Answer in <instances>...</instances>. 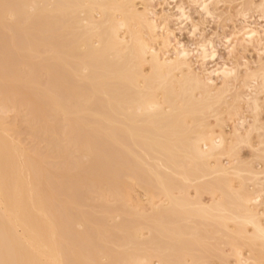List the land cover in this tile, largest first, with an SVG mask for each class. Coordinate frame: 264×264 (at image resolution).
<instances>
[{
    "label": "bare ground",
    "instance_id": "obj_1",
    "mask_svg": "<svg viewBox=\"0 0 264 264\" xmlns=\"http://www.w3.org/2000/svg\"><path fill=\"white\" fill-rule=\"evenodd\" d=\"M134 1L0 0V109L25 108L27 135L44 145L24 156L0 115V264H241L244 251L264 264V189L240 153L264 156V0H236L243 25L225 46L235 63L210 71L212 40L193 51L172 41V19L198 32L182 3L158 24ZM224 1L190 5L204 19ZM251 10L263 25L247 23ZM153 184L168 206L127 204Z\"/></svg>",
    "mask_w": 264,
    "mask_h": 264
},
{
    "label": "rangeland",
    "instance_id": "obj_2",
    "mask_svg": "<svg viewBox=\"0 0 264 264\" xmlns=\"http://www.w3.org/2000/svg\"><path fill=\"white\" fill-rule=\"evenodd\" d=\"M161 1V2H160ZM226 1V2H225ZM224 2H222V3H220L219 5H217V6H215L212 10H215L214 11V14H213V17L212 18H204L203 19V17L201 18V16H199V14L197 13V11H196V9L193 7V6H191L190 5V0H175L174 2H170L169 0H165V2H163V0H154L152 3H151V1L149 2V0H135L134 1V6H135V8L136 9H138V11H142V9H144V7H146V9L148 10V11H150V12H152V13H156L155 15H154V17H152V16H150V18L152 17V18H155V17H157L156 18V21H157V23L159 24H161V22L163 21V19L165 18V15H173L174 13H175V10L173 11V8H170V7H172L173 5H176L177 3L179 4V2H180V4L182 5V6H184V8L186 9V11L190 14V18H192V20L191 21H193V23L194 24H196V25H198V27H197V33H195L196 35L194 36V35H192V34H190V33H188L189 31H191V29H190V22L188 23V21L186 22V24H184V26H177L176 25V23H175V21H174V19H172V20H170L169 22L171 23H168V29L171 31L172 30V34H173V40L172 41H175L174 42V45H175V43L176 42H179V44H181L182 46H184L185 48H187L188 49V46H189V49L191 50V51H193V49L195 48V46H197V44L198 43H200L201 41H204V40H209V41H211L212 43H213V45H214V47H215V57H214V59H212V60H210L209 61V63H208V65L206 66V68H205V70H208V71H210V68H211V70H212V68H214L215 66H217V67H219V66H222L223 64H225L226 66H232L234 63H235V61H233L234 59H233V57L234 56H228L227 54V52H228V50L227 49H225V46L227 45L228 46V44H226V40H228L229 39V41H231L232 39L231 38H233L234 36H232L233 35V33H236L241 27H242V19L240 18V16H238L237 14H238V12L240 11V9H241V7H237V6H239L241 3V1H242V3H243V1H245V0H239V1H233V3L231 2V5L230 4H228V3H230V2H227L228 0H225ZM157 2L159 3V4H157ZM167 2L170 4V6L169 7H166V5H167ZM237 2H239V4H237ZM149 3V4H148ZM160 3H162V4H160ZM163 3H165V4H163ZM175 3V4H174ZM236 3V4H235ZM177 4V5H178ZM179 4V5H180ZM233 4V5H232ZM188 5H189V7H188ZM165 6V7H164ZM232 6V7H231ZM234 6V7H233ZM147 7H149V8H147ZM174 7V6H173ZM229 7V8H228ZM235 7H237V9L235 8ZM142 8V9H141ZM235 8V9H234ZM171 9V10H170ZM195 9V10H194ZM228 9V10H227ZM231 9V10H230ZM152 10V11H151ZM169 12H168V11ZM167 11V12H166ZM171 11L173 12V13H171ZM237 11V12H236ZM229 12V13H228ZM231 12V13H230ZM236 12V13H235ZM165 13V15H163ZM170 13V14H169ZM197 14H198V16H197ZM159 15V16H158ZM160 15H162V16H160ZM235 16V17H234ZM248 16H250V17H248V21H247V23L248 24H253L254 25V23H260V24H262L263 25V21L262 20H258V14L255 12V11H253V10H251L250 12H249V15ZM159 17V18H158ZM162 19H161V18ZM151 18V19H152ZM199 18V19H198ZM97 19H98V16H97ZM210 19V20H209ZM198 20V21H197ZM229 20V21H228ZM161 21V22H160ZM255 21V22H254ZM199 22V23H198ZM173 23V24H172ZM171 26H170V25ZM201 26H200V25ZM175 25L177 26V27H175ZM252 25V26H253ZM162 26V25H161ZM200 27V28H199ZM240 27V28H239ZM181 28V29H180ZM199 28V29H198ZM186 29V30H185ZM205 29V30H204ZM188 30V31H187ZM174 31V32H173ZM201 32V33H200ZM205 35H204V34ZM158 34H160V32H158ZM230 35V36H229ZM192 36V37H191ZM204 36V37H203ZM144 38H146L147 39V36L145 35L144 36ZM206 38V39H205ZM213 38V39H212ZM226 38V39H225ZM231 39V40H230ZM197 40H198V42H197ZM181 42V43H180ZM197 42V43H196ZM225 42V43H224ZM216 44V45H215ZM172 45H173V42H172ZM187 46V47H186ZM227 46H226V48H227ZM227 50V51H226ZM252 50V48H248L247 49V52H245L244 54H243V56L244 57H246V58H244V59H246L245 60V62L244 63H247L248 64V62L249 63H251V64H249V67L251 66V67H256V62L259 60V58H261L262 57V59H264V55H261L260 57L259 56H257L256 57V53L255 52H253V50ZM168 51V54H167V56L165 55L163 58H165V57H172L173 56V49H172V47H170V49H168L167 50ZM167 51H165L164 50V53L166 54V52ZM170 52V53H169ZM256 54V55H255ZM259 57V58H258ZM230 58V59H229ZM257 59V60H256ZM195 60V61H194ZM231 60V61H230ZM254 60V61H253ZM256 60V61H255ZM233 61V62H232ZM241 61H244V60H239L238 62H240V64L242 63ZM244 63H242V64H244ZM191 65V69L193 70V71H195V72H197V74H199L200 76H202V74L205 76L206 75V72H204V69L202 70V67H201V65L198 63V61L195 59V58H193L192 59V61H191V63H190ZM217 64V65H216ZM213 66V67H212ZM217 67H215V68H217ZM199 68V69H198ZM200 68H201V70H200ZM243 67H241L240 68V71H241V69H242ZM242 70H244V68L242 69ZM202 72V73H201ZM205 73V74H204ZM216 84L217 85H219V82L217 81L216 82ZM264 96H260V98H261V101H263L264 100V98H263ZM263 105V108H264V104H262ZM163 108H166V107H163ZM216 108H219V107H216ZM9 109H11V110H13V111H11V110H9ZM9 109H6V110H3V109H0V115H1V117L4 119V121L6 122L5 124H6V126H7V130H6V135L8 136L7 138L9 139V141H11V144L13 143L14 144V147L15 148H19L18 150H20L21 151V153L24 155V156H27L28 154H29V152L31 153V151H29L30 149H31V146H34V148H42L44 145L43 144H40V143H35V141L33 140V139H31V137H29L27 134H28V130H26V129H28L27 128V125H26V123H25V117H24V112H25V108H17V109H20V111L19 110H17V114L15 113V111L14 110H16V109H13V108H9ZM22 110V111H21ZM6 111V112H5ZM9 111V112H8ZM19 111V112H18ZM165 111H167V109H165ZM21 112V113H20ZM20 113V114H19ZM5 114V115H4ZM16 114V115H15ZM17 115H19V116H21L20 118L17 116ZM23 115V116H22ZM14 116V117H13ZM16 116V117H15ZM243 116H245L246 118H247V123L248 124H252V115H251V113L250 112H244V114H243ZM13 117V118H12ZM23 117V118H22ZM15 118V119H14ZM17 118V119H16ZM205 118H206V120L209 122V123H211V125H213V126H215L216 125V123H215V121H214V118H213V114L212 113H209V114H207L206 116H205ZM221 120L224 122V125H222L223 126V128L228 132L229 130H230V125L232 124L231 123V120H229L228 118V116L226 115V113H223L222 115H221ZM11 119V120H10ZM16 120H20L19 122L18 121H16ZM21 120H22V122H21ZM262 120V121H261ZM12 121V122H11ZM260 121H261V123H264L263 121H264V109H263V111L261 112V115H260ZM9 122H10V124H9ZM20 122H21V124H20ZM15 123H16V125H15ZM19 123V124H18ZM245 124V127H247L248 126V124ZM20 125V126H19ZM225 126V127H224ZM19 128V129H18ZM21 128H22V131L23 130H25L24 132H22V131H20L21 130ZM224 130V131H225ZM19 131V134L18 133H14V132H18ZM214 131L215 132H218L219 131V127H217V126H215L214 127ZM21 132V133H20ZM12 133H13V135H12ZM26 134V135H24V134ZM14 134H16V135H14ZM255 135H256V132H253V134H252V138L253 137H255ZM16 136V137H15ZM20 136V137H19ZM10 137V138H9ZM29 137V138H28ZM23 138V139H22ZM11 139V140H10ZM23 140V141H21V140ZM32 140V142H31V140ZM22 142V143H21ZM253 142H254V140H253ZM20 143V144H19ZM12 144V145H13ZM32 144H34V145H32ZM40 145V146H39ZM43 145V146H42ZM36 146V147H35ZM21 147V148H20ZM24 148V149H23ZM28 148V149H27ZM30 148V149H29ZM25 150V151H24ZM40 150H44V149H40ZM241 157H242V160L244 161V162H246V163H251L252 164V171L253 172H255V173H257L259 176H258V184L261 186V189L263 188L264 189V156L263 155H261L259 152H251L247 147H243V148H241ZM256 157H258V158H256ZM224 165H227V163L224 161V163H223ZM165 170V171H164ZM158 172L159 173H161V174H164V175H166V174H168L169 173V171L168 170H166V169H162V168H160L159 170H158ZM245 178H246V186L247 187H249L248 189L249 190H252L253 188H254V185H253V182H252V178L249 176V175H247V174H244L243 175ZM262 184V185H261ZM154 186H152L151 187V190L153 189L154 190V193H155V195L154 196H150V194L148 193V192H146L145 190H143V189H141V188H139V187H137V186H134L133 188H131V190L129 191V194H128V197H127V199H126V202H127V200H128V202H127V204L129 205V206H132L133 208H134V206H136V209L137 210H139V211H141V212H143V213H149L150 211H151V208L153 207V206H168L169 204H168V201H167V198H165V196H163L161 193H159V188H158V186H156L155 184H153ZM156 187H157V189H156ZM193 189H190L189 190V193H190V196H192L194 193H193ZM194 196V195H193ZM192 196V197H193ZM131 198V199H130ZM201 200L202 201H204L203 203H205V204H209L210 203V196L209 195H207V194H205V195H202V197H201ZM209 202V203H208ZM263 204V203H262ZM152 206V207H151ZM132 208V209H133ZM136 209H134V210H136ZM258 209H259V211H261V213L264 211V205H259V207H258ZM115 221H118V219H117V217H115ZM261 221H262V223H263V226H264V216L261 218ZM79 227V226H78ZM77 229V231H82L83 230V228L82 227H80V228H76ZM143 233V237L145 238V237H147L148 236V234H147V231H143L142 232ZM146 234V235H145ZM243 258V260H241L240 262H241V264H256L255 263V260H253L250 256H249V254L246 252V251H244V256L242 257ZM104 260V261H103ZM244 263H243V262ZM101 262L102 263H104V262H106V259H104V258H102L101 259ZM153 263L154 264H156V260H154L153 259ZM214 264V263H213ZM225 264H239V263H237L236 261H235V259L233 258V257H228V258H226V262H225Z\"/></svg>",
    "mask_w": 264,
    "mask_h": 264
}]
</instances>
